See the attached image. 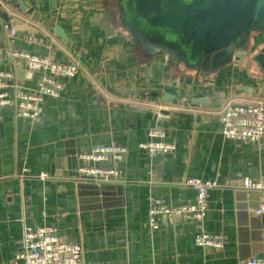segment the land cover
<instances>
[{
	"label": "crops",
	"instance_id": "obj_1",
	"mask_svg": "<svg viewBox=\"0 0 264 264\" xmlns=\"http://www.w3.org/2000/svg\"><path fill=\"white\" fill-rule=\"evenodd\" d=\"M29 2L35 11L29 23L38 29L31 34L45 44L25 40L28 31L10 38L15 26L0 19V70L14 71L27 89L37 88L40 73L26 63L15 66L11 50L75 61L80 70L65 79L60 96L44 97L36 120L16 117L13 106L0 107V264H13L23 250L26 225L56 226L63 239L80 243L84 264H244L255 229L249 223L244 235L238 206H258L260 193L240 184L246 177L264 181V137H224L218 111L229 101L264 100L253 80L236 61L196 80L164 52L141 50L118 15L108 12V0ZM154 127L165 130L174 152L151 154L140 147ZM101 144L127 147L120 164L125 180L100 189L73 180L77 155ZM41 172L51 178H39ZM189 178L217 182L201 226L158 218L153 228L152 200L194 202ZM262 224L264 237V215ZM200 231L225 235L224 247L197 245Z\"/></svg>",
	"mask_w": 264,
	"mask_h": 264
},
{
	"label": "built area",
	"instance_id": "obj_2",
	"mask_svg": "<svg viewBox=\"0 0 264 264\" xmlns=\"http://www.w3.org/2000/svg\"><path fill=\"white\" fill-rule=\"evenodd\" d=\"M18 32L16 27H12L10 38H15ZM24 39L45 44L42 36L31 33L26 34ZM9 54L15 66L20 67L26 63L29 70L40 73L37 88L27 89L18 82L14 71L0 70V107L13 106L14 114L18 118H39L44 97L60 96L65 79L75 76L80 70V65L75 61L59 62L24 50H11ZM218 115L222 123L221 132L226 138L258 141L264 137V100L246 99L237 103L229 101L218 111ZM165 133L163 128H151L148 132L150 139L141 142L140 147L151 154L174 152L176 144L166 141ZM127 151L124 145L101 144L90 151L81 152L77 155L79 166L71 178L96 185L124 181L120 164ZM105 162H110V167L101 165ZM38 177L43 180L51 178L46 172L39 173ZM185 183L196 192L194 202L176 205L160 198L152 200L149 222L153 228L159 227L158 218L172 223L194 222L201 226L206 216L210 190L217 182L189 178ZM240 186L260 193L259 205L253 213L264 215V181L246 177ZM226 240L225 235L205 231H200L195 236V243L205 248L221 249ZM13 264H84L83 250L79 242L63 239L56 226L33 228L26 225L23 230V250L16 255ZM244 264H264V257L251 256Z\"/></svg>",
	"mask_w": 264,
	"mask_h": 264
},
{
	"label": "water",
	"instance_id": "obj_3",
	"mask_svg": "<svg viewBox=\"0 0 264 264\" xmlns=\"http://www.w3.org/2000/svg\"><path fill=\"white\" fill-rule=\"evenodd\" d=\"M108 2V12L118 15L120 26L141 50L164 52L171 65L194 72L196 80L236 61L253 80L258 93L264 96V0ZM34 18L35 11L29 0H0V19L7 26L36 33L38 29L29 23ZM41 20L49 25L45 16H41ZM54 27L56 33H60L59 28ZM17 72L20 77L23 75V70L17 69ZM243 192H237L238 198H244ZM257 207L243 202L238 206L244 235L249 223L255 229L250 257L264 251L262 215L249 212V208Z\"/></svg>",
	"mask_w": 264,
	"mask_h": 264
}]
</instances>
